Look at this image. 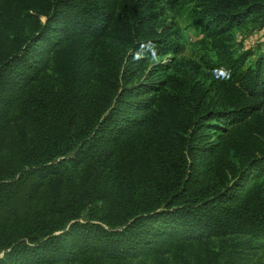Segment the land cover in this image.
Segmentation results:
<instances>
[{
	"label": "trees",
	"instance_id": "16d2710c",
	"mask_svg": "<svg viewBox=\"0 0 264 264\" xmlns=\"http://www.w3.org/2000/svg\"><path fill=\"white\" fill-rule=\"evenodd\" d=\"M1 3L12 34H0V116L12 113L17 132L16 153L0 160V264H133L169 240L210 237L232 241L196 264H239L262 249L264 49L250 62L253 50L230 36L264 22V0ZM187 4L205 54L161 83L163 109L147 110L141 86L127 84L186 50L166 16ZM23 7L46 19L35 35L14 22ZM211 127L238 135L208 144Z\"/></svg>",
	"mask_w": 264,
	"mask_h": 264
},
{
	"label": "rangeland",
	"instance_id": "374dc122",
	"mask_svg": "<svg viewBox=\"0 0 264 264\" xmlns=\"http://www.w3.org/2000/svg\"><path fill=\"white\" fill-rule=\"evenodd\" d=\"M0 0V34L3 33V39L10 36V14L9 10L2 6ZM191 5L176 6L167 12V23H176L184 32L186 38V50L176 57L169 56L166 58H158L148 62L146 68L141 72V76L134 77L127 86L135 87L144 91L147 100V110L163 109L164 101L161 98L163 81L169 82L171 76L181 77L186 74V63H200L202 55L205 54L203 41L206 34L202 27L194 26L189 17V9ZM14 22L22 26L24 32L29 34H37L46 23V19L39 15L35 10L21 8L14 17ZM231 39L234 45H241L245 50L251 49L254 56L250 59L253 62L260 51L264 49V22H248L240 28H236L231 33ZM1 39V37H0ZM8 42V40L6 41ZM8 44V43H7ZM205 72L209 71L205 68ZM49 79L53 83H58L57 75L54 67L50 66ZM200 81H203L201 78ZM94 84H98L97 81ZM168 84H166L167 86ZM157 86L156 90L151 94L150 87ZM165 86V88H166ZM30 92H35L32 86L28 87ZM12 113L6 118L0 116V160L16 153L14 140L16 138V126L13 122ZM203 140L205 143H223L235 139L237 134L236 128H226V130L211 127L202 130ZM17 160L16 158H14ZM82 169V168H78ZM79 174V170L74 171V175ZM246 183H249L248 177ZM232 239L210 237L199 242H175L169 240L162 254L146 255L135 261L133 264H196L205 259L212 253L222 250ZM257 243V242H256ZM262 249L256 251L254 256L242 260L239 264H264V241ZM88 261L84 259H76L73 262H48L45 264H114L111 260L101 256H90ZM3 255L1 259H3ZM5 264H16L8 262Z\"/></svg>",
	"mask_w": 264,
	"mask_h": 264
}]
</instances>
